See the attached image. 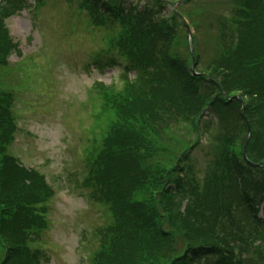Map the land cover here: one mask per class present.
<instances>
[{
    "label": "trees",
    "instance_id": "trees-1",
    "mask_svg": "<svg viewBox=\"0 0 264 264\" xmlns=\"http://www.w3.org/2000/svg\"><path fill=\"white\" fill-rule=\"evenodd\" d=\"M68 1L77 9L84 6L90 16L96 12V2L86 8L80 0ZM153 1L164 9L162 3L176 0ZM210 5L214 10L204 29L196 27L205 14L198 0L185 1L176 15L178 23L170 26L156 4L148 1L134 23L125 18L132 4L122 5L125 26L117 46L132 60L128 70L133 76L123 98L128 107H120L116 116L121 124L104 142L101 182L87 183L91 195L103 181L110 187V200L108 194L102 197L107 201L100 195L92 199L109 203L119 226L109 245L101 236L91 264H227L224 251L237 244L246 255L244 264H264V221L258 218L264 201V0ZM26 7L25 0H1L0 55L5 54L3 13ZM104 8L113 12L114 5L104 3ZM188 28L193 29L194 69ZM97 66L103 69L105 64ZM10 106L8 101L0 115L6 120ZM198 122L213 153L202 187L190 180L188 166H177V160L188 159L187 153L177 158L175 149L165 152L149 140L168 141L181 125L194 129ZM159 151L169 157L155 161ZM3 156L0 153V264H34L36 257L27 247L29 233L44 224L38 206L50 194L37 174Z\"/></svg>",
    "mask_w": 264,
    "mask_h": 264
},
{
    "label": "rangeland",
    "instance_id": "rangeland-1",
    "mask_svg": "<svg viewBox=\"0 0 264 264\" xmlns=\"http://www.w3.org/2000/svg\"><path fill=\"white\" fill-rule=\"evenodd\" d=\"M112 1L118 3L121 0ZM129 1L138 7L146 6L148 1L157 6L153 0ZM218 1L198 0V6L205 9L201 24L196 23L198 29L208 28L214 10L210 4ZM162 4L168 6L167 11H172L167 17L178 23L174 10L169 8L170 3ZM8 14L5 25L7 23L12 38L13 53L8 61L6 50L0 55V115L8 101L13 103L7 112L10 121L0 116V127L3 126L1 131L7 134L12 123L18 122L15 139L19 142L12 143L11 155L5 149L2 151L1 146L0 153L3 158L26 169H36L54 190L55 196L45 213L46 229L32 245L43 255L41 264L86 263L91 253V236L97 233L98 225L107 223L104 218L100 222L95 219L84 197L87 191L77 188V180L81 186L80 182L86 177L88 157H95L101 140L115 125L121 124L116 115L120 107L127 109L128 104L122 98L128 93L114 105L110 101L107 106L100 100L97 106L90 105L91 108L86 109L83 101L90 93H97L98 84L106 86L120 73L119 68L97 71L92 65L98 58L106 59L114 47L106 45L113 43L122 30L119 25L109 27L114 29L109 31L96 29L88 17L86 19L84 14L77 12L75 5L64 0H45L40 5L31 3L28 11ZM196 125L199 126V122ZM90 126L94 127L95 138L90 133ZM198 126L192 129L191 125H181L179 132L168 135V141L162 142L156 137L149 140L165 152L175 149L177 158L187 153L188 159L177 160V166L182 167V163L188 166L191 169L188 173L192 175L190 180L202 187L212 168L213 153ZM135 130L141 131L139 127ZM4 134H0V140L4 139L2 148L5 147ZM240 150L239 146L237 154ZM157 155L155 161L157 157H169L160 151ZM2 252L0 247V256ZM245 256L242 253L241 259Z\"/></svg>",
    "mask_w": 264,
    "mask_h": 264
}]
</instances>
